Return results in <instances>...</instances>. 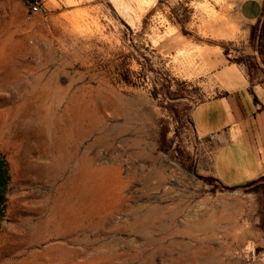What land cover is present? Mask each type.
Returning a JSON list of instances; mask_svg holds the SVG:
<instances>
[{"label":"rangeland","instance_id":"1","mask_svg":"<svg viewBox=\"0 0 264 264\" xmlns=\"http://www.w3.org/2000/svg\"><path fill=\"white\" fill-rule=\"evenodd\" d=\"M30 3L0 0V264H264V181L212 176L187 74L221 55L264 81V16L253 42L227 0Z\"/></svg>","mask_w":264,"mask_h":264},{"label":"crops","instance_id":"2","mask_svg":"<svg viewBox=\"0 0 264 264\" xmlns=\"http://www.w3.org/2000/svg\"><path fill=\"white\" fill-rule=\"evenodd\" d=\"M227 1L237 9L248 38L262 16L264 0ZM187 74L205 78L213 94L191 112L196 135L218 143L212 176L227 187L264 177V81L253 80L243 67L221 55L200 61Z\"/></svg>","mask_w":264,"mask_h":264},{"label":"bare ground","instance_id":"3","mask_svg":"<svg viewBox=\"0 0 264 264\" xmlns=\"http://www.w3.org/2000/svg\"><path fill=\"white\" fill-rule=\"evenodd\" d=\"M22 124L25 127H28V125L24 121H22ZM77 133L79 134V132H77ZM60 144L62 146V140H60ZM61 149H62V147H61ZM75 150H73V151L75 152ZM65 162L66 161H65L64 158L61 157V159H59V163H58V166H57V169L59 171H62V168H64L65 166H67V164ZM78 175H80V177L77 180V190H78V195H79V197H77V198L80 199V200H82V201H86L88 199V197L91 195V192L93 193V190L95 188L94 183L96 182V178H95V175L96 174L90 172V170L87 169L86 171H84V172H82V173H80Z\"/></svg>","mask_w":264,"mask_h":264},{"label":"trees","instance_id":"4","mask_svg":"<svg viewBox=\"0 0 264 264\" xmlns=\"http://www.w3.org/2000/svg\"><path fill=\"white\" fill-rule=\"evenodd\" d=\"M263 16H264V9H263V13H262L261 18L259 19V21L257 22V24L252 29L251 39H252L253 42H255V39L257 37V32L258 31H261V29L263 28L262 27L263 26L262 25ZM259 37H262V35L259 36ZM1 165L2 166H5L6 164H5V162H3ZM216 181L218 182V180H216ZM262 181H264V177L260 178L259 180L255 181V182H252V183H249L247 185H244V186H238V187H227V186H224V185H222V186H223V188L225 190L234 191V190H237V189H247L248 187H251L254 184H256L258 182H262ZM0 186L5 187L6 186V183L5 182H0ZM1 202H2V200L0 199V204H1Z\"/></svg>","mask_w":264,"mask_h":264},{"label":"built area","instance_id":"5","mask_svg":"<svg viewBox=\"0 0 264 264\" xmlns=\"http://www.w3.org/2000/svg\"><path fill=\"white\" fill-rule=\"evenodd\" d=\"M45 9L44 0H31L27 19L30 21Z\"/></svg>","mask_w":264,"mask_h":264}]
</instances>
